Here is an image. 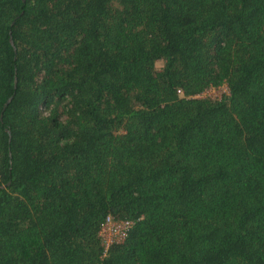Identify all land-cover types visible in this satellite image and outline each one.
Segmentation results:
<instances>
[{"label":"trees","instance_id":"1","mask_svg":"<svg viewBox=\"0 0 264 264\" xmlns=\"http://www.w3.org/2000/svg\"><path fill=\"white\" fill-rule=\"evenodd\" d=\"M1 112L0 264H264V0H0Z\"/></svg>","mask_w":264,"mask_h":264},{"label":"built area","instance_id":"2","mask_svg":"<svg viewBox=\"0 0 264 264\" xmlns=\"http://www.w3.org/2000/svg\"><path fill=\"white\" fill-rule=\"evenodd\" d=\"M134 221L130 218L115 217L107 213L100 223L97 235L105 254L113 243L121 242L125 239L133 226Z\"/></svg>","mask_w":264,"mask_h":264},{"label":"rangeland","instance_id":"3","mask_svg":"<svg viewBox=\"0 0 264 264\" xmlns=\"http://www.w3.org/2000/svg\"><path fill=\"white\" fill-rule=\"evenodd\" d=\"M227 91V86L226 84H221L220 86L216 87V86H211L207 89H205L202 93V95H209L211 97H220V95L223 92Z\"/></svg>","mask_w":264,"mask_h":264},{"label":"water","instance_id":"4","mask_svg":"<svg viewBox=\"0 0 264 264\" xmlns=\"http://www.w3.org/2000/svg\"><path fill=\"white\" fill-rule=\"evenodd\" d=\"M9 39H10V41L12 42V38L10 37ZM11 98H12V95H10V96L6 99V101H5L4 105H3L2 111H3L4 107L6 106V104L10 101ZM1 116H2V112H1V114H0V118H1Z\"/></svg>","mask_w":264,"mask_h":264}]
</instances>
